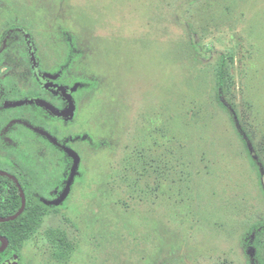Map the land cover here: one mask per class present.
Returning a JSON list of instances; mask_svg holds the SVG:
<instances>
[{
  "label": "rangeland",
  "instance_id": "374dc122",
  "mask_svg": "<svg viewBox=\"0 0 264 264\" xmlns=\"http://www.w3.org/2000/svg\"><path fill=\"white\" fill-rule=\"evenodd\" d=\"M6 31L0 126L67 140L79 174L19 264H264V232L242 244L264 221V169L260 186L215 93L225 55L228 102L264 164V0H0ZM38 132L18 124L0 160L49 195L70 161ZM57 228L67 261L45 238Z\"/></svg>",
  "mask_w": 264,
  "mask_h": 264
},
{
  "label": "trees",
  "instance_id": "16d2710c",
  "mask_svg": "<svg viewBox=\"0 0 264 264\" xmlns=\"http://www.w3.org/2000/svg\"><path fill=\"white\" fill-rule=\"evenodd\" d=\"M69 55L72 54V45H69ZM70 61V57L67 58ZM215 93L219 107L228 115L230 124L235 132L236 137L242 145L244 153L249 159L251 166L256 174L258 184L262 185V171L260 166L264 169V164L260 159L257 150L254 147L250 134L245 130L238 113L234 107L228 102L227 93L230 86V75L228 74V58L225 55H221L219 64L216 69L215 77ZM84 85V84H83ZM81 86V85H80ZM79 89V87H78ZM17 121L12 120L6 124L5 130H0V140L3 135L10 131ZM87 142H92L91 137L87 135ZM0 169H4L0 163ZM70 171L62 185L58 189L59 199L53 202H45L41 200V203L36 202L38 195L28 185L26 177L22 173L11 174L18 180L21 185L26 203L23 212L14 220L7 222H0V237H4L8 241L7 247L0 252V263L3 260L4 254H11L18 248H21L23 244L29 241L37 232L42 223V218L52 210L53 213L58 212V207L63 205L66 198V191L70 188V185L76 176H79L77 170V164L75 161L70 165ZM65 187V188H64ZM22 199L20 192L11 178L6 175L0 174V217L10 218L18 213L21 208ZM264 232V221L254 223L246 228L243 233V248L254 246L255 239ZM47 243L50 248L51 257L57 261H67L72 253V245L67 240L66 235L61 229H48L45 233ZM258 254L254 255V259L251 264H257L261 262L257 260Z\"/></svg>",
  "mask_w": 264,
  "mask_h": 264
},
{
  "label": "flooded vegetation",
  "instance_id": "af4514ba",
  "mask_svg": "<svg viewBox=\"0 0 264 264\" xmlns=\"http://www.w3.org/2000/svg\"><path fill=\"white\" fill-rule=\"evenodd\" d=\"M9 31H6L5 33H3L2 34V36H1V38H0V51H1V48H2V46H3V44L5 43V41H6V39H7V33H8ZM52 76H57L58 74L57 73H52L51 74ZM3 91L4 90H2V87H1V83H0V96L3 94ZM69 98H64L62 95H61V98H62V100L64 101V103H65V108H67V107H72V104H70L71 102H73V100H74V98H73V96H72V93L70 94V96H68ZM1 98V97H0ZM70 101H69V100ZM2 100L0 99V109H4L5 107H3V105H2ZM7 109V108H6ZM46 113L45 114H47V115H49L50 116V114L51 113H49L48 111H46V110H44ZM52 116V115H51ZM50 116V117H51ZM12 120H15V121H17V123L16 124H14L13 125V127H12V129L10 130V131H8V132H6L4 135H3V137L1 138V140L0 141H4L6 144H8L9 146H13L12 144H11V142H10V140H5V136H6V134H8V133H10V132H12V131H15L16 130V127L18 126V124H21V125H24V126H26V127H28V128H30V130L31 131H34L35 133H37L38 132V130L39 129H36L35 128V126H32V125H29L28 123H27V121H24V120H22V119H17V118H15V119H11V120H9V121H7V123L8 122H10V121H12ZM7 123H5L4 124V126H0V130H5V128H6V124ZM42 133V134H41ZM38 134H40L41 135V137H43V138H48V141H49V143L51 144V146L56 150V151H58L59 153H63L65 156H66V158L67 159H69V161H70V163H69V165L67 164V168L65 169V173H64V175H63V177H61V178H59L56 182H55V185L53 186V189L50 191V194L49 195H44V194H42L41 193V191H39V190H37V189H35L34 188V186H33V184L30 182V180L28 179V177H26V174H25V172H24V170L21 168V166H19L18 164H16V163H10V162H8L9 163V165L6 163L5 164V162L4 161H2V160H0V163H1V165H3V167H4V169H0V174L1 175H6V176H8L9 178H11L12 180H14V182H15V184H16V186H17V188H18V190H19V192H20V196H21V199H22V195H21V191H22V193H23V195H24V192H23V189H22V187H21V185L19 184V182H18V180L11 174L12 172H14V173H18V172H20V173H22L23 174V176H25L26 177V180L28 181V185L31 187V189L33 190V191H35L36 192V194L38 195V198H36V202L37 203H41V200H43V201H45V202H53V201H56V200H58L59 199V194H58V189L61 187V186H63L62 185V182L64 181V179H65V177H66V175L69 173V172H71L70 171V165H71V160H72V162L74 161V157H73V155L71 154V146L70 145H68V143H67V140H65L64 142L63 141H59L58 139H56V137L55 136H53V135H51V134H47V133H44V132H42V130H41V132H38ZM5 165L6 166H10V168H5ZM65 188V187H64ZM22 201H23V199H22ZM24 202L26 203V199H25V195H24ZM21 206H22V204H21ZM25 208V207H24ZM3 218V217H2ZM46 238V237H45ZM1 242H0V247H1ZM7 245H8V241H7ZM7 245H6V247H7ZM5 247V248H6ZM4 248V249H5ZM3 249V250H4ZM20 248H18L16 251H13L10 255L9 254H4V256H3V258L7 255V257H9L10 259H9V261H5L4 259L2 260V262L0 263V264H4V263H7V262H15L16 264H19V257H18V250H19ZM1 252V251H0Z\"/></svg>",
  "mask_w": 264,
  "mask_h": 264
},
{
  "label": "water",
  "instance_id": "95a60500",
  "mask_svg": "<svg viewBox=\"0 0 264 264\" xmlns=\"http://www.w3.org/2000/svg\"><path fill=\"white\" fill-rule=\"evenodd\" d=\"M75 164H76V160H75ZM21 195H22L23 201H22V206H21L20 210L18 211V213L16 215L10 217V218H2V217H0V222L12 221V220L16 219L23 212L24 207H25V202H24V195H23L22 191H21ZM0 242L2 244L1 247H0V251H2L7 245V240L4 237H0ZM4 264H16V263L15 262H7V263H4Z\"/></svg>",
  "mask_w": 264,
  "mask_h": 264
}]
</instances>
